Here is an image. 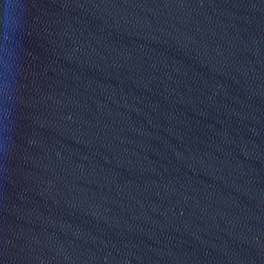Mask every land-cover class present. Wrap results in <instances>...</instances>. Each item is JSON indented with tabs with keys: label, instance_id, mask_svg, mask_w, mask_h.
<instances>
[{
	"label": "water",
	"instance_id": "1",
	"mask_svg": "<svg viewBox=\"0 0 264 264\" xmlns=\"http://www.w3.org/2000/svg\"><path fill=\"white\" fill-rule=\"evenodd\" d=\"M0 264H264V0H23Z\"/></svg>",
	"mask_w": 264,
	"mask_h": 264
},
{
	"label": "clouds",
	"instance_id": "2",
	"mask_svg": "<svg viewBox=\"0 0 264 264\" xmlns=\"http://www.w3.org/2000/svg\"><path fill=\"white\" fill-rule=\"evenodd\" d=\"M23 0H0V154L12 149L16 102L14 41L23 14Z\"/></svg>",
	"mask_w": 264,
	"mask_h": 264
}]
</instances>
